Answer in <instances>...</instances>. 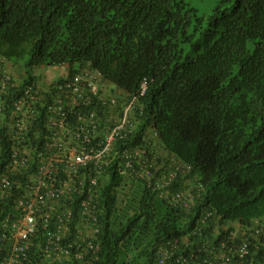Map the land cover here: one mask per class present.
Returning <instances> with one entry per match:
<instances>
[{
  "label": "trees",
  "instance_id": "1",
  "mask_svg": "<svg viewBox=\"0 0 264 264\" xmlns=\"http://www.w3.org/2000/svg\"><path fill=\"white\" fill-rule=\"evenodd\" d=\"M185 6L0 0V55L27 80L35 67L87 61L130 94L146 78L145 119L153 116L165 149L190 167L168 159L157 167L147 158L131 178L111 168L99 185L96 264H173L165 245L188 217L159 198L157 180L171 175L165 190L178 192L186 175L204 188L195 215L212 209L242 223L264 217V0H220L207 24ZM144 167L155 176L149 190L137 176Z\"/></svg>",
  "mask_w": 264,
  "mask_h": 264
},
{
  "label": "clouds",
  "instance_id": "2",
  "mask_svg": "<svg viewBox=\"0 0 264 264\" xmlns=\"http://www.w3.org/2000/svg\"><path fill=\"white\" fill-rule=\"evenodd\" d=\"M30 76L33 79L27 80L21 68L0 55V178L10 161L13 148L17 146L12 139V133L16 132L20 136V141L32 157L26 168L21 167L22 170L11 177L10 190L3 195L0 188V219L10 209L9 205L22 195L28 176L38 173L37 155L47 151V145L52 138L58 136L63 142L77 143L73 139L77 131L78 136L88 134L91 145L95 146L105 142L106 137L115 132L117 135L110 144V153L114 160L105 168L98 185L95 186L99 207L97 222L83 224L77 220L82 196L75 194L74 203L70 205L74 219L65 236V242L72 243L78 230L85 231L93 227L98 230L93 243L100 248L98 240L102 208L99 185L103 180H109L112 167L116 168L119 176L131 178L135 167L126 168L125 163L128 155L133 157L138 151L145 153L140 160L149 158L153 166L158 167L161 161L168 159V162L188 170L190 167L165 149L155 128L153 116L145 119L143 99L149 88L146 78L141 81L138 90L130 94L108 80L89 61L73 66L63 64L35 67ZM92 77L94 91L87 88ZM131 104L127 124L125 113ZM79 117H82L81 120ZM89 119L94 122L90 128L86 123ZM54 123L57 124L56 127L52 126ZM92 168L93 164H90L81 173H87ZM140 174L143 176V170L137 176L146 181L148 190L151 189L155 176L147 181ZM189 176L183 178L178 192L164 189L173 175L156 182V189L162 192L159 198H170L169 202H165L188 217L181 226L179 237L167 241L165 245L173 249V264H194L205 259H208V264H264V217L242 223L239 220L225 222L212 209H204L199 216L195 215L204 188L197 178ZM89 186L87 183L84 194ZM188 199H193L190 209L183 205ZM242 247L246 250L244 257ZM96 263L97 260L94 264ZM73 264L78 263L73 261Z\"/></svg>",
  "mask_w": 264,
  "mask_h": 264
},
{
  "label": "built area",
  "instance_id": "3",
  "mask_svg": "<svg viewBox=\"0 0 264 264\" xmlns=\"http://www.w3.org/2000/svg\"><path fill=\"white\" fill-rule=\"evenodd\" d=\"M87 88L95 90L93 77ZM131 109L132 104L125 113L127 124ZM81 118L79 117L80 120ZM86 123L89 128L94 124L92 119ZM52 126L56 127L57 124ZM116 135L113 132L106 137L105 142L94 146L91 145L88 134L78 136L76 131L73 139L77 143H66L55 136L48 143L47 151L38 153V173L28 176L22 195L9 205L10 209L0 219V264H73V261L78 264L95 263L99 248L93 241L98 230L93 227L85 231L80 229L72 243L65 242L69 225L74 219L70 205L74 203L75 194L82 196L77 220L83 224L97 222L99 207L95 186L105 168L114 160L110 144ZM19 137L16 132L12 133L17 146L13 148L10 161L0 178L3 195L11 189V177L20 172L21 167L26 168L32 160L30 151L24 148ZM144 154L138 151L133 157L128 155L126 168H132L135 162L139 163ZM90 164H93V168L87 173H81ZM142 170L144 174L140 176L149 181L153 176L152 171L145 167ZM87 183L90 186L84 194ZM183 205L190 209L193 199L184 201ZM245 252L244 249L242 257ZM208 262L205 259L194 264Z\"/></svg>",
  "mask_w": 264,
  "mask_h": 264
},
{
  "label": "rangeland",
  "instance_id": "4",
  "mask_svg": "<svg viewBox=\"0 0 264 264\" xmlns=\"http://www.w3.org/2000/svg\"><path fill=\"white\" fill-rule=\"evenodd\" d=\"M184 2L186 4L185 7L187 12L191 15L192 20H194L193 15H197L198 17H202L204 23L207 24L209 17L214 14L220 0H184ZM226 7L232 8V2H228Z\"/></svg>",
  "mask_w": 264,
  "mask_h": 264
}]
</instances>
